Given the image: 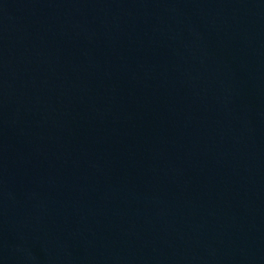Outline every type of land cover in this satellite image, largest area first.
Masks as SVG:
<instances>
[{
  "label": "water",
  "instance_id": "1",
  "mask_svg": "<svg viewBox=\"0 0 264 264\" xmlns=\"http://www.w3.org/2000/svg\"><path fill=\"white\" fill-rule=\"evenodd\" d=\"M0 264H264V0H0Z\"/></svg>",
  "mask_w": 264,
  "mask_h": 264
}]
</instances>
